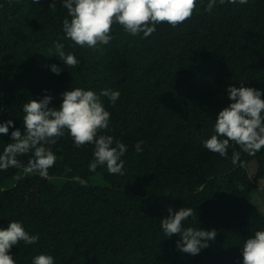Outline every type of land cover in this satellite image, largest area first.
I'll list each match as a JSON object with an SVG mask.
<instances>
[{
	"label": "trees",
	"instance_id": "16d2710c",
	"mask_svg": "<svg viewBox=\"0 0 264 264\" xmlns=\"http://www.w3.org/2000/svg\"><path fill=\"white\" fill-rule=\"evenodd\" d=\"M51 3L0 0V123L14 122L0 134V153L11 132L23 130V104L30 99L50 95L49 107L59 109L62 93L72 88L98 95L118 90L115 105L100 97L110 126L98 135L125 143L124 174H110L106 166L90 171L94 144L76 147L67 131L49 146L57 160L48 178L23 173L31 153L17 157L20 167L0 170V228L15 220L40 236L12 247L16 264H32L41 253L55 264H243L244 242L264 230V212L252 200L257 184L247 170L256 160L254 181L264 177V148L251 156L230 142L221 157L202 141L232 102L230 85L264 90V0L217 3L211 14L207 0H197L191 19L176 28L161 23L147 38L114 23L112 40L96 50L66 38L63 20L70 17L62 0L55 10ZM58 41L79 65L70 69L55 55ZM52 64L62 68L59 75ZM139 140L142 153L134 147ZM169 206L193 209L185 228L217 231L209 247L182 253L181 235L166 237L160 222Z\"/></svg>",
	"mask_w": 264,
	"mask_h": 264
},
{
	"label": "clouds",
	"instance_id": "9594fccd",
	"mask_svg": "<svg viewBox=\"0 0 264 264\" xmlns=\"http://www.w3.org/2000/svg\"><path fill=\"white\" fill-rule=\"evenodd\" d=\"M37 4L39 0H32ZM247 4L248 0H207L205 11L209 14L219 5L226 3ZM50 9H56V0H52ZM62 7L67 10L63 20V31L66 38L80 47L96 50L108 45L112 40V25L119 24L133 36L143 33V37L151 36L157 30V25L167 23L176 28L191 19L197 8V0H62ZM55 55L70 69L80 64L72 53L65 52V45L55 43ZM52 54H49L51 56ZM51 71L59 75L62 68L51 65ZM47 91V90H45ZM232 101L218 113L214 124V134L202 141L203 147L221 157H227L230 142L239 145L248 155L255 156L264 148V90L253 87L230 85L227 88ZM121 93L118 90L103 89L98 95L93 90L79 87L62 93V104L59 109L49 107L50 95L42 99H30L23 104V130L17 128L11 132L12 142L8 143L0 153V170L10 167H20L17 157L31 153L24 174H38L41 178L49 177V169L57 160L50 145L65 135L71 136L76 147L94 144V159L89 170L95 172L98 166H106L110 174H124V160L121 159L127 151L125 143L114 139L111 135H98L99 130L108 129L110 112L101 102V96H107L115 105ZM14 122L9 119L0 123V134L7 135L9 127ZM144 140L135 144L137 153L143 152ZM240 161V152L234 151L232 163ZM71 169L67 168L66 172ZM82 186L87 181L79 176L72 178ZM167 215L161 219V227L166 237L181 235L177 248L182 253L197 255L202 249L209 247V241L214 240L217 231L185 228L182 224L189 217H195L191 207H181L178 210L169 206ZM40 239L39 234H29L22 224L12 220L7 228H0V264H16L10 250L20 241L31 245ZM243 264H264V230H257L242 246ZM32 264H55L54 257L41 253L33 257Z\"/></svg>",
	"mask_w": 264,
	"mask_h": 264
},
{
	"label": "rangeland",
	"instance_id": "374dc122",
	"mask_svg": "<svg viewBox=\"0 0 264 264\" xmlns=\"http://www.w3.org/2000/svg\"><path fill=\"white\" fill-rule=\"evenodd\" d=\"M257 168H258V163H257L256 160L251 161L247 165V170H248L249 177H250L251 181H253V182H255L257 184V187L252 192L253 203L255 205H257L260 208L261 211L264 212V177L262 179H259L257 182L254 181L255 180V174L257 172ZM97 177L98 176L94 177V182H95V179ZM241 185L243 187H246L248 185V183H247V181H242Z\"/></svg>",
	"mask_w": 264,
	"mask_h": 264
}]
</instances>
